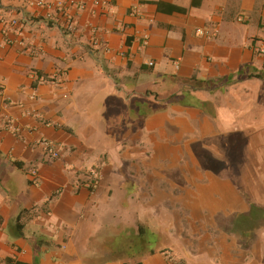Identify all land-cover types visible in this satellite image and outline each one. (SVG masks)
Returning a JSON list of instances; mask_svg holds the SVG:
<instances>
[{"label": "crops", "instance_id": "1", "mask_svg": "<svg viewBox=\"0 0 264 264\" xmlns=\"http://www.w3.org/2000/svg\"><path fill=\"white\" fill-rule=\"evenodd\" d=\"M100 1L72 7L69 31L42 8L0 0V264L7 258L24 264H264V89L253 100L226 92L224 106L213 96L223 85L193 92L216 102V121L194 108L153 113L150 107L181 94L192 77L264 85V0ZM23 10L37 23L21 22ZM57 15L53 6L50 16ZM240 25L252 28L238 41ZM200 29L211 37L198 35ZM254 74L262 79L249 77ZM103 135L105 149L98 144ZM226 139L239 140L240 167L211 172L205 154ZM47 142L61 148L58 159L46 155ZM133 159L136 164H128ZM95 167L91 191L87 177ZM121 172L141 175L126 184ZM179 189L178 209L211 218L200 223L194 216L191 238L172 241L178 251L150 253L149 247L137 259L101 261L106 256L94 245L98 240L86 239L93 214L118 192ZM239 214L250 226L246 231L235 228Z\"/></svg>", "mask_w": 264, "mask_h": 264}, {"label": "rangeland", "instance_id": "2", "mask_svg": "<svg viewBox=\"0 0 264 264\" xmlns=\"http://www.w3.org/2000/svg\"><path fill=\"white\" fill-rule=\"evenodd\" d=\"M241 27H235V35L238 41H241L247 32V28H252L251 26H242ZM205 30L207 32V29H200ZM260 36L264 38V30H261ZM264 58V57H263ZM169 73L173 74L174 72V66L170 65ZM155 71H159V68H155ZM151 76V75H149ZM264 85H260V83H254L247 85V87L243 86V84L238 85H232L227 88H219L215 89V93H217V96L222 97V101L224 100V97L226 94L235 96L237 98L246 97L251 100L257 98L258 88H260L261 91H263ZM263 88V89H262ZM213 93V96L215 95ZM113 106H117L113 103ZM168 109V108H167ZM167 109L162 110L160 112H165ZM136 110L133 109V113H135ZM237 138H239L237 136ZM104 135L98 140V144L102 145V149H105L106 146L109 144V141H105ZM110 140V139H109ZM224 141V140H223ZM222 141V142H223ZM231 140H229L230 144ZM239 142V140H236L231 143L229 146V156L232 157L233 155L236 157L235 159L238 161H241V147H233L232 144ZM200 156V152L198 153ZM206 155V157H204ZM205 155H202L201 157L208 158L213 160L215 159V155L213 153H206ZM202 158V159H204ZM135 159H133V162L128 164H136L134 162ZM224 162V161H223ZM241 162L236 164V167L240 166ZM133 166V165H132ZM96 168V167H95ZM121 176H123V180L126 182L129 181H136L137 176L141 174H123L120 173ZM172 180L177 183L178 178L177 175L174 174H168ZM171 180V179H170ZM182 181V180H181ZM133 182V181H132ZM170 189H167L168 191H173L172 187H169ZM192 189V188H191ZM182 189L176 190L174 194H142V195H133L130 194H121V192H118L116 195H114V198L112 199L110 205L108 207L103 208L100 212L93 214L90 217V224L91 230L87 232L86 239L89 238V240H93L95 238L100 237H109L108 235H118L122 234L117 237V239H114L111 244H105V243H99L94 244L96 246H99V253L105 254L106 257L102 259L101 261H104L106 259H109L110 257H122V258H138L142 255H145L146 253L150 252L149 247H152L155 251L163 250V248H166L164 250L168 251H178L179 245H173L172 241L174 238H176L178 235H186V236H180L181 238L186 237V239L191 238L192 234H194L192 231H187L189 229L188 225L191 228H195L194 224L189 221H193L195 218L198 217V221L201 223V219L203 218L201 216L202 212L198 216H195V213L193 215L192 211H181V209H178L181 204L178 202L179 195L183 194ZM185 191V190H184ZM179 192V193H178ZM146 203H148V207L146 210ZM185 203V202H184ZM187 204V203H185ZM145 205V207L143 206ZM197 213V212H196ZM187 215V216H186ZM186 216V218H184ZM195 216V218H194ZM189 223V224H188ZM264 223V221H263ZM137 225V227L135 226ZM142 226L144 230V234L146 238L153 244L156 242L153 246H146L144 249L140 247V249L135 248V250L132 249V246L135 242L138 244V232L137 230L139 227ZM132 228V229H130ZM129 230V231H128ZM110 232H114L111 234ZM123 234L125 237H123ZM90 240V241H91ZM136 245V244H135ZM194 246V249L197 247L198 244H192ZM138 246V245H137ZM173 250H172V249Z\"/></svg>", "mask_w": 264, "mask_h": 264}, {"label": "trees", "instance_id": "3", "mask_svg": "<svg viewBox=\"0 0 264 264\" xmlns=\"http://www.w3.org/2000/svg\"><path fill=\"white\" fill-rule=\"evenodd\" d=\"M158 7H160V4L158 5ZM170 11L171 12H176V13H181V14H185L187 12L186 9L179 8V7H176V6H170ZM204 37H207V36H204ZM209 37H211V36H209ZM261 54L264 55V53H261ZM153 66H149V67H153ZM178 67H179V65H178ZM244 70H246V68H244L240 73L242 74L244 72ZM249 77H256L258 79H260V78L262 79V76L260 74H254V75H251ZM187 85L188 86L185 87L186 88L185 91H183L181 94H173L172 96H170L166 100H155V102L152 103V106L148 105L146 102H143L142 105L144 107H146L147 105L150 106L152 108V112L153 113H157L158 111L160 112V111L165 110V109H167L169 107H172V106H181V107L194 108V109L201 110L203 113H205L206 115L210 116V118L212 120L216 121V118H217L216 111H215L216 102L212 103V102H209V101H201L200 99H198L197 97H195L193 95V92H196L197 90H199L201 88L202 89H211V90H213L214 87H216V86L217 87H221L222 85L224 86V88H227L228 86L230 87V85H232V84L227 82L225 80V78L222 79V80H213V81H208L207 82V81L197 80L196 77H192L191 79L188 80V84ZM214 91L215 90H213V93H215ZM219 103L220 104H218V103L217 104L224 106L225 105V99L223 101L221 99H219ZM235 136L236 135H234V137ZM229 140L230 139H226L224 141L221 140L220 141V145L216 148L217 150L214 151L215 148H213V155H215V159H213V160L209 159V160L206 161L208 169L211 172L221 174V171L224 170L225 166H227L228 168H232V167L235 168L236 164L238 162L239 163L241 162V161H238V159L236 160L235 159L236 157L234 155L232 157L229 156V146L231 145V142L229 144ZM233 147L236 148L237 144H234ZM238 167H240V166H238ZM95 170L97 171V168ZM236 170H237V167L235 168V171ZM33 181L34 180H32L31 183H34ZM88 189L91 190V191L93 190L92 187H89ZM59 193L56 194L55 196H53L51 199H49L45 206H48L50 203H52L56 199H58ZM251 205H253V204H251ZM254 208H255V211H256L258 206L257 205H253V211H254ZM27 212L28 211H25V212H23V214H26ZM207 215L208 214L204 213V212H202V214H201V216L203 218H211V217H209ZM243 218L245 219V217H242V215H240V214L236 215L234 217V222L233 223L235 224V228H237L239 231H242V230L246 231L250 227L248 224L246 226H243V222H242ZM250 224H251V222H250ZM137 232H138V234H137L138 235V244H137V242L134 243V245L132 246L133 250H135V248L140 249V247L142 249H144L148 245L149 246L150 245L153 246V245L156 244V242H154L152 244L146 238L142 226L139 227ZM110 233L113 234L114 232L113 233L110 232ZM120 235H122V234L108 235L109 237H106V238L105 237L103 238V237L99 236V238H95V239L98 240L97 244H99V243L111 244L113 242V240L117 239V237L119 238ZM123 237H125L124 234H123ZM96 248L99 251V246H97ZM154 252H155V250H152L150 253H154ZM129 259H137V258H129ZM6 264H24V263L16 262L15 260H13L11 258H7L6 259Z\"/></svg>", "mask_w": 264, "mask_h": 264}, {"label": "built area", "instance_id": "4", "mask_svg": "<svg viewBox=\"0 0 264 264\" xmlns=\"http://www.w3.org/2000/svg\"><path fill=\"white\" fill-rule=\"evenodd\" d=\"M25 2L29 3L30 5H35L38 8H42L46 10L47 15L52 23L55 25H60L64 30H73L74 28V18L70 16V10L72 7H76L78 10H84L86 8V3L85 0H70L68 3H65L62 0H55V3H50L49 0H24ZM95 6H102L103 3L100 0H93ZM54 6L55 10L58 11L57 16H50V11L52 7ZM21 22L25 23L26 25H32L35 22L37 23V20L34 19L32 16L31 18L25 15V10L21 12ZM18 21L14 20L12 21V25H17ZM197 34L201 36H207L209 38L210 33L207 31L205 32L204 30H197ZM144 45H147L148 43V38L144 37L143 38ZM261 53H264V48L260 50ZM153 63H150L149 66H153ZM45 150H46V155L50 156L52 159H58L61 154V148L57 146L56 144L53 143H45ZM29 173L31 177H35L37 174L36 171V166H33L30 170ZM98 172L95 169H91L88 172V177H87V186L94 188L97 180H98Z\"/></svg>", "mask_w": 264, "mask_h": 264}]
</instances>
